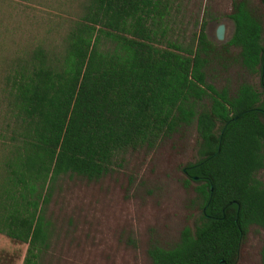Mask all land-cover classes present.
Segmentation results:
<instances>
[{
  "label": "trees",
  "instance_id": "1",
  "mask_svg": "<svg viewBox=\"0 0 264 264\" xmlns=\"http://www.w3.org/2000/svg\"><path fill=\"white\" fill-rule=\"evenodd\" d=\"M171 9V0H85L60 52L36 45L10 60L0 82V234L27 244L21 264H52L46 212L59 176L98 179L117 151L154 148L193 124L198 159L183 172L197 183L200 213L174 246L148 247L152 264H235L247 228L264 229L262 25L234 3L228 44L261 89L243 81L230 94L206 83L214 47L204 24L195 42H174ZM260 255L264 264V245Z\"/></svg>",
  "mask_w": 264,
  "mask_h": 264
},
{
  "label": "rangeland",
  "instance_id": "2",
  "mask_svg": "<svg viewBox=\"0 0 264 264\" xmlns=\"http://www.w3.org/2000/svg\"><path fill=\"white\" fill-rule=\"evenodd\" d=\"M238 0H171L168 37L187 44L204 24L213 44L205 68L207 84L233 93L241 82L260 90L259 74L240 64L239 47L228 44L229 14ZM262 25L260 0H244ZM85 0H0V82L10 60L36 45L60 52L70 23ZM225 24L223 40L216 28ZM207 105L209 100L205 99ZM1 109V106H0ZM198 159L195 124L163 139L154 148H127L115 153L98 179L64 174L51 184L47 218L52 264H152L148 247L169 248L200 213L195 181L184 183L183 167ZM264 184V169L255 173ZM264 229L247 228L235 264H262ZM27 244L0 234V264H21ZM45 257V262L48 261Z\"/></svg>",
  "mask_w": 264,
  "mask_h": 264
},
{
  "label": "water",
  "instance_id": "3",
  "mask_svg": "<svg viewBox=\"0 0 264 264\" xmlns=\"http://www.w3.org/2000/svg\"><path fill=\"white\" fill-rule=\"evenodd\" d=\"M224 30H225V24L224 23H220L217 28H216V38L218 40H223L224 39ZM194 178H196L194 176Z\"/></svg>",
  "mask_w": 264,
  "mask_h": 264
},
{
  "label": "flooded vegetation",
  "instance_id": "4",
  "mask_svg": "<svg viewBox=\"0 0 264 264\" xmlns=\"http://www.w3.org/2000/svg\"><path fill=\"white\" fill-rule=\"evenodd\" d=\"M233 29H234V26H233ZM233 32V31H232ZM224 34H225V30H224ZM261 89V88H260ZM262 118V120L264 121V117H261Z\"/></svg>",
  "mask_w": 264,
  "mask_h": 264
}]
</instances>
